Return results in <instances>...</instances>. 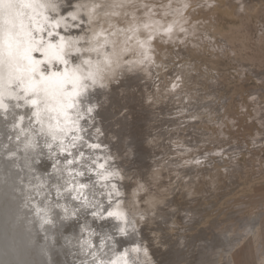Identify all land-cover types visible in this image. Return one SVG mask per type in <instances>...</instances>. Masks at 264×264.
I'll use <instances>...</instances> for the list:
<instances>
[{
	"label": "clouds",
	"instance_id": "9594fccd",
	"mask_svg": "<svg viewBox=\"0 0 264 264\" xmlns=\"http://www.w3.org/2000/svg\"><path fill=\"white\" fill-rule=\"evenodd\" d=\"M218 3L0 0V264H165L183 248L153 187L129 175L134 139L122 129L137 100L173 97L195 115L212 23L201 13ZM231 3L241 17L256 11ZM259 25L264 39V15ZM258 214L264 204L241 221L227 264L245 243L264 264Z\"/></svg>",
	"mask_w": 264,
	"mask_h": 264
},
{
	"label": "rangeland",
	"instance_id": "374dc122",
	"mask_svg": "<svg viewBox=\"0 0 264 264\" xmlns=\"http://www.w3.org/2000/svg\"><path fill=\"white\" fill-rule=\"evenodd\" d=\"M253 7L241 17L231 0H219L201 13L212 23L199 49L194 116L173 97L156 105L137 100L122 129L134 139L129 175L153 187L159 218L173 225L168 235L184 240L182 249L162 255L165 264H227L241 221L264 204V86L255 83L264 72V39L256 36L264 11L255 0ZM253 92L259 96L250 102ZM258 218L264 230V214ZM232 259L255 264L253 245H241Z\"/></svg>",
	"mask_w": 264,
	"mask_h": 264
},
{
	"label": "bare ground",
	"instance_id": "6f19581e",
	"mask_svg": "<svg viewBox=\"0 0 264 264\" xmlns=\"http://www.w3.org/2000/svg\"><path fill=\"white\" fill-rule=\"evenodd\" d=\"M133 112H134V111H133ZM133 112H132V113H133ZM134 115H135V114H134ZM132 116H133V115H132ZM127 127H128V126H127ZM129 129H132V128H129ZM129 129H128V130H129ZM196 129H197V127H196ZM132 133H133V132H132ZM130 134H131V131H130ZM134 134H135V133H134ZM134 134H133V135H134Z\"/></svg>",
	"mask_w": 264,
	"mask_h": 264
}]
</instances>
